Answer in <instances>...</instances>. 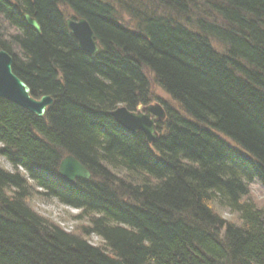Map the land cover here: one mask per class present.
Returning <instances> with one entry per match:
<instances>
[{"label":"trees","instance_id":"obj_1","mask_svg":"<svg viewBox=\"0 0 264 264\" xmlns=\"http://www.w3.org/2000/svg\"><path fill=\"white\" fill-rule=\"evenodd\" d=\"M1 51L52 102L36 117L0 98V264H264V201L249 200L264 189V0H0ZM155 101L152 144L110 116ZM67 155L88 180H60ZM34 193L74 226L36 212Z\"/></svg>","mask_w":264,"mask_h":264},{"label":"water","instance_id":"obj_2","mask_svg":"<svg viewBox=\"0 0 264 264\" xmlns=\"http://www.w3.org/2000/svg\"><path fill=\"white\" fill-rule=\"evenodd\" d=\"M24 20L30 28L40 33L37 21L28 15ZM70 34L76 39L77 46L88 55L98 52L97 42L94 33L82 18H68L65 21ZM11 57L4 51L0 52V98L5 99L13 105L29 111L34 116L43 117L46 109L51 105V98L43 96L37 100L33 99L30 89L26 83L21 82L12 73ZM110 116L124 131L129 133L141 132L145 136L147 144H152L158 138L156 124L165 119V112L159 105H147L138 107L136 111L130 112L124 107H118L110 112ZM58 177L62 181L73 183L76 179L88 180L91 173L76 158L67 155L62 158L58 165Z\"/></svg>","mask_w":264,"mask_h":264},{"label":"rangeland","instance_id":"obj_3","mask_svg":"<svg viewBox=\"0 0 264 264\" xmlns=\"http://www.w3.org/2000/svg\"><path fill=\"white\" fill-rule=\"evenodd\" d=\"M66 18H73V16L68 15ZM151 91L154 96V98H158L160 100H163L167 104H171L169 99H167V96L155 86H151ZM0 166L4 169H9L8 164L5 161H2L0 159ZM249 200L252 202H260L262 203L264 201V189L262 186H260L256 181H253L250 183L249 186ZM30 204L32 208L38 212L40 215L46 216L48 219L60 224L62 227H65L66 229H71L74 226V223L72 219L77 215L75 210H70L66 207H62L58 203L54 201H48L45 200L41 195L34 193L31 197ZM222 217L229 219L230 214H227L226 212H222ZM92 243H95L96 240H91Z\"/></svg>","mask_w":264,"mask_h":264},{"label":"bare ground","instance_id":"obj_4","mask_svg":"<svg viewBox=\"0 0 264 264\" xmlns=\"http://www.w3.org/2000/svg\"><path fill=\"white\" fill-rule=\"evenodd\" d=\"M67 27V26H66ZM68 28V27H67ZM69 30V29H68ZM70 32V31H69ZM95 36V35H94ZM73 37V36H72ZM95 41L97 42V39H96V36H95ZM77 42V41H76ZM97 47H98V43H97ZM98 51H99V47H98ZM91 55V54H90ZM93 55H95V54H93ZM164 93V92H163ZM165 94V93H164ZM166 95V94H165ZM148 105H159L160 107H161V109L162 110H164V108H163V106L160 104V102L159 101H155V102H153V103H151V104H148ZM145 107H147V106H145ZM141 108H143V107H141ZM164 112H165V110H164ZM165 114H166V112H165ZM157 133V132H156ZM145 137V136H144ZM158 137H159V134H158ZM158 139V138H157ZM156 139V140H157ZM65 157V156H64ZM63 157V158H64ZM254 181H256L257 182V180H254ZM258 183V182H257ZM260 185V184H259Z\"/></svg>","mask_w":264,"mask_h":264},{"label":"clouds","instance_id":"obj_5","mask_svg":"<svg viewBox=\"0 0 264 264\" xmlns=\"http://www.w3.org/2000/svg\"><path fill=\"white\" fill-rule=\"evenodd\" d=\"M0 146H4L2 143H0Z\"/></svg>","mask_w":264,"mask_h":264},{"label":"snow or ice","instance_id":"obj_6","mask_svg":"<svg viewBox=\"0 0 264 264\" xmlns=\"http://www.w3.org/2000/svg\"><path fill=\"white\" fill-rule=\"evenodd\" d=\"M4 146H0V148H3Z\"/></svg>","mask_w":264,"mask_h":264}]
</instances>
